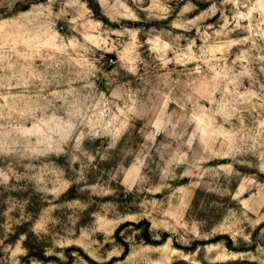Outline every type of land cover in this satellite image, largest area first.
I'll use <instances>...</instances> for the list:
<instances>
[{"label": "rangeland", "instance_id": "rangeland-1", "mask_svg": "<svg viewBox=\"0 0 264 264\" xmlns=\"http://www.w3.org/2000/svg\"><path fill=\"white\" fill-rule=\"evenodd\" d=\"M0 264H264V0H0Z\"/></svg>", "mask_w": 264, "mask_h": 264}, {"label": "trees", "instance_id": "trees-1", "mask_svg": "<svg viewBox=\"0 0 264 264\" xmlns=\"http://www.w3.org/2000/svg\"><path fill=\"white\" fill-rule=\"evenodd\" d=\"M148 225V224H147ZM214 224H212L210 227H212ZM209 227V228H210ZM147 237V236H146ZM168 238V236H167V234H163V240L165 241L166 239ZM147 239V238H146ZM149 239V238H148ZM35 240H37L36 241V246L34 247L36 250L38 249V247L40 248V242H39V239H38V237H35ZM150 241V240H149ZM151 243V242H150ZM152 243H154V244H157V243H155V242H152ZM26 248H27V250L29 251V254L32 256V257H34L35 259H42V260H44V259H46L45 258V256L42 254V251L40 252H36L35 250H33V244L31 243V239H29V237H28V239H27V241H26Z\"/></svg>", "mask_w": 264, "mask_h": 264}]
</instances>
